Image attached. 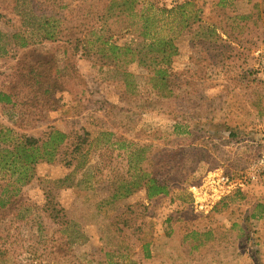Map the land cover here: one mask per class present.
Instances as JSON below:
<instances>
[{
  "label": "rangeland",
  "instance_id": "obj_1",
  "mask_svg": "<svg viewBox=\"0 0 264 264\" xmlns=\"http://www.w3.org/2000/svg\"><path fill=\"white\" fill-rule=\"evenodd\" d=\"M82 1L0 0V30L14 32L24 20L22 10L31 8L40 15L43 10L73 9L76 14ZM157 1L169 7L183 0ZM217 1L198 0L203 7L200 23L188 29L177 26L178 54L171 67L178 79L169 97L156 94L137 61L126 58L105 65L79 51L72 59L78 79L72 91L66 84L57 94L55 109L31 111L21 120L20 105L0 103V125L17 135L42 138L51 128L70 135L87 133L86 152L70 165L64 160L38 163L33 177L21 186L17 203L0 220V264L27 262L28 249L42 243L56 251L49 259L42 257L51 264L104 263L107 250L118 255L112 261L122 260L119 255L134 261L126 264H264V181L245 185L236 203L216 213L210 210L219 199L211 204L193 192L203 189L208 173L218 169L231 178L244 175L264 149V2L231 0L232 17L220 20ZM224 3L228 6L230 0ZM235 12L250 16L235 20ZM218 23V36L210 35L209 25ZM235 26L242 27L241 33L230 35ZM35 44L55 58L67 79L62 47L47 41ZM25 51L10 45L0 56V87L12 81ZM227 129L248 136L227 142ZM128 146H146L142 167L168 181V194L146 198L144 189H138L110 199L120 178L116 173H126ZM193 193L202 209L193 207ZM47 194L86 236L65 243L70 228L64 232L60 243L72 263L62 262L57 253L59 234L53 233L56 226L42 210ZM208 228V239L197 249L183 241L187 231ZM144 243L148 255L142 251Z\"/></svg>",
  "mask_w": 264,
  "mask_h": 264
},
{
  "label": "trees",
  "instance_id": "obj_2",
  "mask_svg": "<svg viewBox=\"0 0 264 264\" xmlns=\"http://www.w3.org/2000/svg\"><path fill=\"white\" fill-rule=\"evenodd\" d=\"M216 5L219 7L220 20L227 14L229 18L232 17L231 12L233 13L235 8L232 7L231 0L228 6L224 0H218ZM202 8L198 0H183L169 7L159 5L157 0H85L78 5L76 14L73 9L65 13L51 9L49 14L43 10L40 15L34 14L31 8L27 11L22 10L24 20L19 21V27L14 32L0 30V56L8 52L10 45L26 50L24 56L17 61L11 76L12 81L5 85V88L0 87V103L11 107L20 105L21 120H26L28 118L26 116L32 112L35 114L37 110L43 108L55 109L59 101L57 94L66 90V84L67 91H72L71 86L78 79L72 66V59L79 51L86 56H95L105 65L112 63L118 65V62H125L126 58L137 61V64L147 71V80L151 82L156 94L169 97L173 95L175 80L178 79V74L171 67L173 58L178 54L175 43L177 26L188 29L192 23H200ZM261 12L264 14V8ZM249 16L250 13L235 12L233 17L236 20L248 19ZM67 18L69 20H66ZM73 19L76 22L71 21ZM200 26L199 24L198 27ZM218 26L220 23L209 25L210 35L218 36L215 30ZM235 27L230 28V35L237 36L241 33L242 27H237V30ZM37 41L57 43L62 47L66 56L63 68L67 74L69 73L67 79H63L62 70L55 58L46 56L48 51H41L35 47ZM28 57L32 59L30 64L26 63ZM176 127L175 125L174 131L180 133ZM224 135L227 142L248 136L228 129ZM85 136L87 133L80 135L73 132V135H70L51 128L45 136L36 138L17 135L12 129L0 125V220L4 219L7 216L6 211L17 203L16 197L21 191V186L33 177L36 164L64 160L65 164L70 165L72 159L86 152L83 151L86 144ZM145 147L125 148L128 167L125 174L116 173L115 177L120 178L110 195L112 201L124 198L138 189H144L146 198L166 195L171 191L166 179L158 178L152 171L142 167L141 161L148 158ZM66 156L68 160L65 159ZM131 170L135 175L130 173ZM225 174H228L226 170ZM241 192H243L241 187L233 189L221 197L210 212L216 213L227 209L237 202V198H241L243 194ZM46 196L42 210L56 226L53 233L59 234L56 239L59 240L57 253L61 254L62 262L69 260L72 263L66 257L70 252L60 243L66 238L64 232L70 228L67 238L64 239L65 243H75L79 238L86 236L66 217L64 210L49 198L51 195ZM179 204L182 202L179 201ZM209 234L210 228L203 232L189 230L183 236V241L189 242L190 249L194 250L204 244ZM141 247L145 255H148V243L142 244ZM28 252L30 257L22 264H51L49 260L45 263L42 257L49 259L51 252L56 253L43 243L37 247H30ZM115 253V250L105 251V261L99 264L134 263L127 255H119L118 258L122 260L112 261L111 256H118L114 255Z\"/></svg>",
  "mask_w": 264,
  "mask_h": 264
},
{
  "label": "built area",
  "instance_id": "obj_3",
  "mask_svg": "<svg viewBox=\"0 0 264 264\" xmlns=\"http://www.w3.org/2000/svg\"><path fill=\"white\" fill-rule=\"evenodd\" d=\"M259 180L264 181V149L259 153V155L249 164L246 168L244 175L231 178L225 175L221 169L218 171L208 173L206 177V182L203 189L200 187L194 188L196 196L205 195L206 201L213 204L216 200L220 199L222 196L230 193L233 189L237 187H244L247 184L257 182ZM264 183V182H263ZM194 196L193 207L196 209H202V204L198 203Z\"/></svg>",
  "mask_w": 264,
  "mask_h": 264
}]
</instances>
